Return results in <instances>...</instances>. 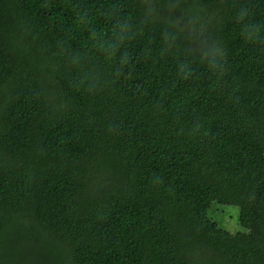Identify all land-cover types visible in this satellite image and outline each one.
I'll list each match as a JSON object with an SVG mask.
<instances>
[{
  "label": "trees",
  "instance_id": "trees-1",
  "mask_svg": "<svg viewBox=\"0 0 264 264\" xmlns=\"http://www.w3.org/2000/svg\"><path fill=\"white\" fill-rule=\"evenodd\" d=\"M0 264H264V0H0Z\"/></svg>",
  "mask_w": 264,
  "mask_h": 264
},
{
  "label": "rangeland",
  "instance_id": "rangeland-1",
  "mask_svg": "<svg viewBox=\"0 0 264 264\" xmlns=\"http://www.w3.org/2000/svg\"><path fill=\"white\" fill-rule=\"evenodd\" d=\"M217 209L221 212L214 219L216 222L225 230L235 233L239 231H246L241 228L238 222V213L239 210L236 206H222L217 207Z\"/></svg>",
  "mask_w": 264,
  "mask_h": 264
}]
</instances>
